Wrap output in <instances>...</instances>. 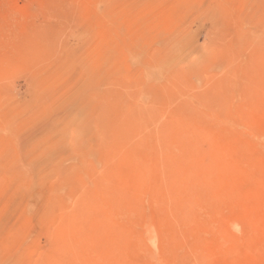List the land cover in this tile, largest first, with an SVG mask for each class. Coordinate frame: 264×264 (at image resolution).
Masks as SVG:
<instances>
[{"label": "rangeland", "instance_id": "374dc122", "mask_svg": "<svg viewBox=\"0 0 264 264\" xmlns=\"http://www.w3.org/2000/svg\"><path fill=\"white\" fill-rule=\"evenodd\" d=\"M0 264H264V0H0Z\"/></svg>", "mask_w": 264, "mask_h": 264}, {"label": "bare ground", "instance_id": "6f19581e", "mask_svg": "<svg viewBox=\"0 0 264 264\" xmlns=\"http://www.w3.org/2000/svg\"><path fill=\"white\" fill-rule=\"evenodd\" d=\"M48 126V125H47ZM142 127H143V125H142ZM213 158V157H212ZM214 159V158H213ZM215 160V159H214ZM206 163V162H205ZM29 166V165H28ZM138 167V166H137ZM150 167V166H149ZM131 170V169H130ZM140 170V169H139ZM133 171V170H132ZM138 171V170H137ZM130 172V171H129ZM143 172V171H142ZM133 173V172H132ZM137 174V173H136ZM135 174V175H136ZM189 174V173H188ZM201 174V173H200ZM211 174V173H210ZM125 175V174H124ZM126 175H128V174H126ZM140 175V174H139ZM193 175H195V173L193 174ZM144 176V175H143ZM184 176H185V174H184ZM128 177H129V175H128ZM142 177V176H141ZM145 178V177H144ZM117 180V179H116ZM118 180H120L119 178H118ZM144 180V179H143ZM119 182V181H118ZM118 185V184H117ZM123 187V186H122ZM122 187H120L121 189H122ZM125 187V186H124ZM118 188V187H117ZM125 190V189H124ZM126 191V190H125ZM115 192V191H114ZM122 192V191H121ZM117 193V192H116ZM120 193V192H119ZM123 193H124V191H123ZM118 194V193H117ZM122 195V194H121ZM115 197V196H114ZM116 198V197H115ZM64 220V219H63ZM73 223V222H72ZM99 226V225H98ZM66 230V229H65ZM69 232V231H68ZM59 241V240H58ZM57 243V242H56ZM60 244V243H59ZM57 246V245H56ZM67 246V245H66ZM53 248H57V247H53ZM61 250L63 251V250H65L64 249V247H61Z\"/></svg>", "mask_w": 264, "mask_h": 264}]
</instances>
